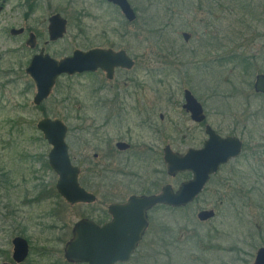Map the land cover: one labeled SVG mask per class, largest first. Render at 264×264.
<instances>
[{
  "label": "rangeland",
  "instance_id": "obj_1",
  "mask_svg": "<svg viewBox=\"0 0 264 264\" xmlns=\"http://www.w3.org/2000/svg\"><path fill=\"white\" fill-rule=\"evenodd\" d=\"M130 2L137 13V20L132 23L105 0H0V264L9 259L12 251V238L16 235L12 226L14 208L22 210L21 218L28 223V231L23 232L28 233L34 248L59 249L57 242L48 239L51 232L46 213L62 201L52 196L23 204L24 200L33 201L40 187L56 185L58 179L48 162L51 147L37 124L46 117L76 121L74 114H66L58 106L62 91L70 86L84 111L90 113V74L60 78L50 97L41 106L34 105L36 86L26 68L42 48L57 60L72 55L76 49L127 48L139 59V66L131 75L143 82L146 90L174 96L177 105L172 114L176 121L187 122L180 101L189 89L205 103L208 123L223 136L232 132L234 110L241 112L247 96L252 94V88L242 84L264 74V0ZM57 13L67 19V33L63 39L51 42L48 19ZM29 27L37 37L34 49L26 44L28 33L11 35L14 28ZM184 33L190 35L189 41H185ZM229 55L242 56L243 63L229 59ZM251 101L257 112L264 107L262 97ZM249 130L254 136L251 144L262 146L261 151L256 149L255 163L264 164V140H260L264 138V113L258 115ZM243 158L232 163L239 167L241 177L248 170L242 167ZM230 165L221 177L230 175ZM239 182L240 187L251 186L241 179ZM214 190L210 186L196 205L176 210L174 216L161 211L169 216L170 224L174 219L175 235L171 252L165 242L164 252L156 257L158 264L252 262L255 248L264 242L263 199L239 192L235 193L240 201L237 207L229 203L219 206L215 195L225 193ZM62 208L64 220L73 222L77 219L74 212L82 213L85 207L72 211L62 204ZM212 208L215 218L201 222L198 213ZM41 225H45L44 231ZM54 258L52 255L45 263L36 251L29 262L48 264ZM128 264H140L138 256Z\"/></svg>",
  "mask_w": 264,
  "mask_h": 264
},
{
  "label": "flooded vegetation",
  "instance_id": "obj_2",
  "mask_svg": "<svg viewBox=\"0 0 264 264\" xmlns=\"http://www.w3.org/2000/svg\"><path fill=\"white\" fill-rule=\"evenodd\" d=\"M20 29H24V32L20 35L28 33V40L31 34L35 36L34 48H36L37 37L34 33H31L30 27ZM26 44L32 48L28 43ZM98 48L111 49L115 52L125 51L134 64L131 68L115 67L110 71L97 69L83 74H64L57 79L58 81L62 77L72 78L84 74L91 75L89 114L84 111V105L75 98L71 86L62 91V97L58 101V106L66 111V114H74L76 117V121L71 123L66 122L65 118V120H59L67 128L65 142L68 146L70 161L77 168V183L79 188L93 195L95 200L88 203H71L67 201L57 188L59 176L53 170L58 178L56 185H44L43 187L39 185L40 190L36 192L39 197L36 195L33 201L24 200L23 204L40 202L42 199L53 196L62 201L63 205L72 208V211H75L74 209L80 206L85 207L84 211L82 213L74 212L77 219L73 222H71L73 219L64 220V211L62 204L59 202L57 206L46 213L48 229L51 234L56 233V235L52 236L50 234L48 236V239L57 242L59 249L55 250L54 248H45L44 246L41 249L34 248L31 240L28 238V233L23 232V230L28 231L27 220L26 218H21L23 217L21 209L14 208L12 210V220L14 221L12 226L16 235L12 238V251L9 259L2 264H33L34 262L30 263L29 261L33 252L36 253V251L38 257H42L45 263L52 255L56 257L50 259L48 264H91L85 261H71L66 257L67 247L76 238V227L83 221H88L89 223L85 228L81 229L83 232L81 234L82 238L85 240H96L97 242L104 241V244L106 242L110 243L112 237L117 236L119 230L125 229L128 231L127 234H123L121 240L132 241L136 239V233H143L130 260L115 264H128L137 256L140 264H158L156 257L164 252L165 242H168L167 248L171 252L174 247L173 237L175 235L174 219L170 224L169 216L166 217L164 214H161V211H166L174 216L176 210L191 208L199 202L202 195L209 191L210 186L212 188L215 187L214 192L216 193H225L219 196L215 195L219 200V206H223L225 203L236 205L233 200L236 199L237 204L240 201L237 200L235 193L240 192L245 194L252 191L251 187L253 185L238 186L240 183V170L238 166L233 165L244 157L242 167L251 172L255 164V152L258 153L256 149L260 150V147H262L251 144L254 136L249 130L252 124L255 123L258 115L264 113V107H260L258 112L255 111L254 104L251 101L255 97L264 98V93L256 92L255 88L256 79L259 74L255 76L254 80H245L247 83L242 84L244 88H252V94L247 96L248 99L245 100L241 112L239 109L234 110L235 114L233 115L232 113V132L223 136L208 123L207 107L202 99L193 91L186 89L191 91L200 104L205 119L198 122L185 109L187 103L185 90L184 100L180 101V108L183 110L182 112L185 114L187 122L184 123L182 119L176 121L172 114L177 105L174 96H163L156 89L146 90L145 84L134 75H131L139 66L138 57L131 55L127 51V48H117L115 46L93 47L89 50ZM42 50L47 54L44 48L38 54ZM66 57H69V55L63 58ZM29 77L31 78L30 75ZM244 77L245 75H242V78ZM208 126H211L215 133L221 137L238 138L242 143L241 154L229 160L226 164L221 165L218 172L210 176L205 188L192 203L181 207L158 203L145 211H135L132 207L125 208V210L122 208L119 211L120 217L115 219L114 208L116 206L128 205L133 197L149 198L159 196L167 186L171 187L173 192H177L184 183L193 180L195 169L202 162L200 164L195 162L193 163V168L173 175L168 171L166 156L168 153L184 156L194 152L192 157L195 160L196 155L194 154L206 149L209 140ZM260 140H264V138ZM48 145L52 149L49 143ZM262 152L264 151L262 150ZM160 164L162 166L161 171ZM229 165L233 166L229 172L230 175L228 177H221L222 171L229 167ZM161 176L164 177L163 180H161ZM46 187L47 189L45 190ZM210 210H214V208ZM113 221L122 223L113 227L111 224ZM128 222H133L137 226L132 229L127 224ZM41 226V231H44L45 225ZM85 231H88V233L85 234ZM17 237L25 239L29 246L28 256L21 263H17L13 259L14 240ZM260 245L262 246L255 248L252 262H247L246 264H253L255 262L258 251L264 248V242ZM104 257H106V254H104ZM102 260H95L94 264H104L105 261ZM35 264H42V261H38Z\"/></svg>",
  "mask_w": 264,
  "mask_h": 264
},
{
  "label": "water",
  "instance_id": "obj_3",
  "mask_svg": "<svg viewBox=\"0 0 264 264\" xmlns=\"http://www.w3.org/2000/svg\"><path fill=\"white\" fill-rule=\"evenodd\" d=\"M110 4L117 6L123 16L129 22L137 20V13L133 9L129 0H105ZM68 21L61 14H54L49 18L48 34L50 41H58L64 38L67 33ZM24 32V29H12L11 35L18 36ZM185 41H189L190 35L184 33ZM28 45L35 47V36L31 34ZM133 61L125 51L115 52L111 49H93L88 51L75 50L74 53L66 58L57 60L44 50L33 57V60L27 68V74L31 76L37 87V93L34 97V104L41 105L47 100L55 86L57 79L64 75L83 74L97 69L105 71L113 70L115 67L131 68ZM256 92L264 93V74H259L256 79ZM185 109L192 114L194 120L201 122L205 119L203 110L197 102L191 91L186 90ZM37 128L44 134L45 140L52 146L49 153V164L59 176L57 188L60 194L69 202H93L95 197L79 188L77 183V168H75L69 158L68 146L65 142L67 128L59 119L44 118L39 121ZM209 140L206 149L197 152L195 160L192 155L194 152L180 156L168 153L166 162L170 174H177L193 168V163L198 164L195 169L194 179L184 183L177 192H173L171 187L164 188L159 196L149 198L133 197L126 206H116L114 208L115 219L120 217V209L132 207L135 211L147 210L158 203H164L169 206L181 207L192 203L195 198L203 191L208 183L210 176L218 172L221 165L229 160L238 157L242 152V143L235 137H221L208 126ZM215 217L214 210H202L198 213V219L206 222ZM89 222L83 221L76 227V238L66 249V257L71 261H85L94 264L95 260L103 259L104 264H115L117 262H127L136 249L142 238L143 233H136V239L121 240L123 234L128 231L123 229L113 236L111 242H97L96 240H85L82 238L81 231ZM122 222L113 221L112 226L120 225ZM128 225L134 229L137 225L128 222ZM85 234L88 231L84 232ZM29 253V246L25 239L17 237L14 240L13 259L17 263L23 262ZM106 254V257H104ZM10 264V263H4ZM253 264H264V248H261Z\"/></svg>",
  "mask_w": 264,
  "mask_h": 264
},
{
  "label": "trees",
  "instance_id": "obj_4",
  "mask_svg": "<svg viewBox=\"0 0 264 264\" xmlns=\"http://www.w3.org/2000/svg\"><path fill=\"white\" fill-rule=\"evenodd\" d=\"M227 57L229 59H232V60L238 59L237 60L238 64H240V62L243 63V58L240 55H235V56L229 55ZM239 59H241V60H239ZM257 154L258 153L255 152V157H254L255 159H256ZM253 166L254 167H252V171L250 172L249 170H247V172L244 174L243 177L240 176V179L245 183L248 182V185L249 184H251V186L253 185L251 187L252 191H250V192L253 193L254 197H257V196L261 197L260 200L263 199V201L261 203H264V165L255 163ZM252 175H254L253 181L250 179ZM233 202L237 205L236 199L233 200ZM230 205L232 207H237L234 204H230ZM180 210H185V209H180ZM177 211H179V210H177Z\"/></svg>",
  "mask_w": 264,
  "mask_h": 264
}]
</instances>
